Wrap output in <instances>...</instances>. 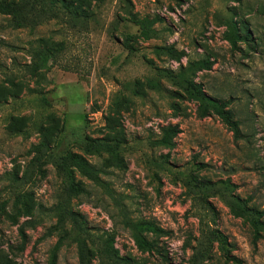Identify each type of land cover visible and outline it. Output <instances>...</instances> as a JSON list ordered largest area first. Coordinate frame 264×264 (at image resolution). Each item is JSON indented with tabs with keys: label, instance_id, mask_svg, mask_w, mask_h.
<instances>
[{
	"label": "rangeland",
	"instance_id": "1",
	"mask_svg": "<svg viewBox=\"0 0 264 264\" xmlns=\"http://www.w3.org/2000/svg\"><path fill=\"white\" fill-rule=\"evenodd\" d=\"M48 1L33 5L39 10ZM80 1L78 22L68 17L13 30L0 17V204L7 202L0 264H48L57 241L75 229L67 218L51 230L59 208L76 214L89 264H264V232L255 237L220 198V183L228 182L234 196L264 211V0ZM144 19L158 20L150 40L139 35ZM229 21L250 35L235 50L224 38ZM45 48L52 61L28 74L34 51ZM169 48L172 56L155 52ZM202 60L211 70L191 79L208 96L230 100L240 125L236 140L216 117L197 118L196 104L177 84ZM169 126L180 133L165 149L155 143ZM101 138L116 139L120 149L84 152L85 139ZM41 143L50 158L40 174L24 177L29 151ZM67 152L95 168L111 195L77 175L83 192L70 195L55 170ZM199 184L212 191L200 192ZM125 218L165 233L143 234L163 258L138 250ZM27 220L36 225L24 228L22 246L19 228ZM56 264H80L70 238Z\"/></svg>",
	"mask_w": 264,
	"mask_h": 264
},
{
	"label": "trees",
	"instance_id": "2",
	"mask_svg": "<svg viewBox=\"0 0 264 264\" xmlns=\"http://www.w3.org/2000/svg\"><path fill=\"white\" fill-rule=\"evenodd\" d=\"M82 8L83 6H81L80 0H49L47 3L43 4L39 10H36L34 7L33 0H0V17L7 18L9 20L8 25L13 30L24 28L33 30L44 22L57 20L60 18L69 17L72 21L78 22L84 17ZM157 22V19H144L139 22V35L144 40H150L155 35L151 29ZM226 29L227 30L224 38L232 50L237 49L238 43L249 42L250 35L247 32V28L243 24L239 28L235 22L229 21L227 22ZM172 51L173 50L171 48L155 50L156 54L165 52L171 56ZM51 54L52 51L47 48L44 50L39 49L34 51L32 56L33 63L26 66V72L34 76L43 69H46L49 62L52 61ZM212 65V62L209 60H202L189 65L184 72H181V74L176 77L177 84L183 89L188 99L196 104L197 118L203 119L210 115L216 117L221 122V124L233 134V137L236 140L240 137V125L239 122L234 120L229 109L230 100L224 101L223 99L208 96L205 93L203 86L201 84H196L191 79L195 73L210 71ZM170 78L173 80L171 76ZM7 83L14 85L12 80H8ZM153 86L155 87V84H153ZM179 133V129L176 126H169L162 131L161 139L155 144L165 149H171L174 146L173 140ZM82 148L88 155H113L120 149V144L116 139H85L82 143ZM29 153L34 154V156L24 177H32L34 172L37 174L41 173L42 166L46 164L50 158V147L47 144L41 143L38 146H33ZM55 170L58 178L61 180L66 191L70 195L83 192L80 184L76 183L75 181L76 175L97 186L103 187L107 194L111 195V190L107 188V186H105V184L101 181L95 168H93L80 155L70 152L65 153L55 163ZM12 181L17 183L20 180L14 178ZM220 185L222 186L223 190V193L220 194V198L228 208L230 214L235 219H239L242 222L248 224L255 237L264 232V211H260L257 207L249 205L248 200H241L237 196H234V186L228 182L220 183ZM199 188L200 192L209 193L212 191L210 188L202 184H199ZM6 205L7 202L0 204V216L4 212ZM14 209H17V204L14 205ZM22 210L23 215L29 217L30 212L25 204H22ZM56 217L57 222L56 225L51 229L52 231H57L58 229L62 228L65 225L67 218L72 221L75 229L67 238H62L57 241L51 251L48 264H56V254L59 248L68 238H70L71 241L77 246L79 263L89 264L88 258L90 257V252L87 251L85 244L78 233V230H80L81 227L77 226L78 220L76 214L59 208L56 210ZM35 225V222L27 220L20 226L19 233L22 239V246H24L25 242V235L23 232L24 228H34ZM124 225L131 232L134 243L138 250L150 254L155 253L157 256L163 258L154 242L146 240L143 236L144 233H147L148 235L161 236L165 234L162 230L149 223L136 225L126 218L124 220ZM220 244L222 249H224L226 252V240L222 237H220ZM110 255L116 258L117 252L112 250ZM123 263L130 264L126 260H123Z\"/></svg>",
	"mask_w": 264,
	"mask_h": 264
}]
</instances>
